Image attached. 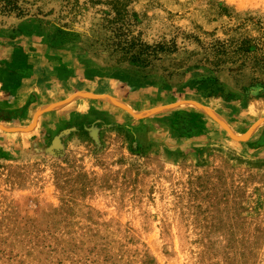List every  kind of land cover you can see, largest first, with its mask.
Wrapping results in <instances>:
<instances>
[{"label":"rangeland","instance_id":"1","mask_svg":"<svg viewBox=\"0 0 264 264\" xmlns=\"http://www.w3.org/2000/svg\"><path fill=\"white\" fill-rule=\"evenodd\" d=\"M21 61L0 264H264V0H0Z\"/></svg>","mask_w":264,"mask_h":264},{"label":"crops","instance_id":"2","mask_svg":"<svg viewBox=\"0 0 264 264\" xmlns=\"http://www.w3.org/2000/svg\"><path fill=\"white\" fill-rule=\"evenodd\" d=\"M21 57H26V56H21ZM27 59V58H26ZM23 61H25V60H23ZM25 62H27V60L25 61ZM22 64H23V66H22ZM27 64V63H26ZM26 64H24L22 61L20 62V65L21 66H19V68H17L16 67V69H8V73L6 74V75H4V78L1 80V82H0V85H4V86H10V87H12V85H17V82H19L18 84H19V87H17V90H22L23 88H21L22 87V85H23V83H24V81H26V80H28V71H30L31 69H32V73H33V75L31 76V78L34 76V73L35 72H38V68H37V66H31L30 68L26 65ZM25 66V67H24ZM34 70V71H33ZM41 70V69H40ZM49 71H51L50 69H49ZM11 72H13L14 73V75L12 76L11 75ZM27 72V73H26ZM54 72V71H53ZM67 75H68V77L71 75V73H73V74H75V71H74V69H71V68H68L67 69ZM88 77V79H84L86 82H93L92 80H90V77L89 76H87ZM72 78V77H71ZM99 79V82H98V84H99V86H98V88L99 89H101V90H103V89H105V87H106V80H107V78H105V77H101V78H98ZM57 85H59L60 83H56ZM14 85V86H15ZM89 85V84H88ZM89 87H90V85H89ZM88 87V88H89ZM87 88V87H86ZM74 91V90H76V88L75 87H73V88H71L68 92H70V91ZM81 90H83V89H79L78 91H81Z\"/></svg>","mask_w":264,"mask_h":264}]
</instances>
